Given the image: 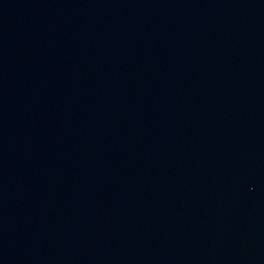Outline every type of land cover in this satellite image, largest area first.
<instances>
[{
	"label": "water",
	"instance_id": "1",
	"mask_svg": "<svg viewBox=\"0 0 264 264\" xmlns=\"http://www.w3.org/2000/svg\"><path fill=\"white\" fill-rule=\"evenodd\" d=\"M0 264H264V0H0Z\"/></svg>",
	"mask_w": 264,
	"mask_h": 264
}]
</instances>
